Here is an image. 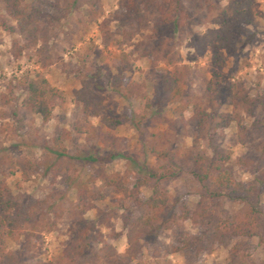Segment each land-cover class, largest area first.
<instances>
[{
  "label": "rangeland",
  "instance_id": "374dc122",
  "mask_svg": "<svg viewBox=\"0 0 264 264\" xmlns=\"http://www.w3.org/2000/svg\"><path fill=\"white\" fill-rule=\"evenodd\" d=\"M120 2L84 0L78 9H67L63 3L56 5L52 0L38 2L36 6L45 15L41 19L50 36L51 60L44 67L38 62L37 46L25 48L16 55L15 50L24 39L17 32L10 33L0 27V92L10 80L24 76L32 78L39 72L63 97L54 108L52 118L43 122L39 115L22 107L25 92L16 91L11 104L0 107V147L7 148L15 158L28 156L41 160L51 156L52 137L62 136L67 154L74 162L76 179L89 182L92 192L102 194L100 200L93 201L96 208L84 215L85 226L91 234L102 235L106 240L113 232L100 220L109 219L118 234L113 244L128 264L136 261L141 264H223L236 240L227 246H217L212 252H174L171 244L175 231L165 227L164 214L158 217L159 226L141 242L138 258L134 260L126 253L125 210L119 207L124 198L113 185L107 184L108 180L120 179L131 188L140 175L139 164L153 166L159 172L173 166L177 172L165 182L168 194L173 201L184 199L192 205L198 199L194 193L196 183L190 174L195 145L209 151L210 142L217 144L231 156L228 164L235 177L242 181H248L251 174L236 169L234 158L259 157L263 152L262 134L251 126L254 118L244 112H241V128L231 124L213 138L196 140V123L190 120L191 107L181 114L173 110L177 102L169 101L159 109L146 107V98H152L157 83L155 73L166 69L162 61L153 63L149 54L154 52L178 55L181 64L190 66L192 72L187 90L197 95L203 91L210 78L214 56L211 50L199 52L196 45L206 29L217 26V15L208 9L206 0H182L186 13L176 30L156 24L168 0H151V5L142 9V20L133 22L123 19L124 9ZM255 2L260 13L236 36L230 48L219 54L226 78L241 83L251 96L264 99V0ZM0 16H6L2 4ZM104 20L107 21L105 25ZM83 83L89 86L94 99L102 100L106 108L117 113L121 125L111 130L98 117H91L93 128L89 134L75 131V126L84 123L81 104L74 97V91ZM220 110L230 108L222 106ZM256 117H264V106L257 109ZM66 132L70 133L67 137ZM150 148L165 149L169 154L177 151L179 155L174 162L158 157ZM88 156L96 160H87ZM19 179V173L6 178L14 194L46 197L58 216L56 227L41 232L35 243L26 239L19 243L10 241L9 248L19 255L20 264H60L63 249L80 228V220L74 213L77 192L74 187L65 185L64 174L52 181L50 172L35 173L18 188L16 181ZM141 190L145 197L151 192L148 188ZM47 208L41 213L50 212L53 218L54 212ZM239 208L236 203L226 202L229 212ZM184 226L190 234L197 232L190 221H185ZM250 246L253 259L264 256L256 238L250 240Z\"/></svg>",
  "mask_w": 264,
  "mask_h": 264
},
{
  "label": "trees",
  "instance_id": "16d2710c",
  "mask_svg": "<svg viewBox=\"0 0 264 264\" xmlns=\"http://www.w3.org/2000/svg\"><path fill=\"white\" fill-rule=\"evenodd\" d=\"M40 1L0 0L6 12V16H0V27L10 33L17 32L24 39V43L16 48V55H20L25 48L37 46L38 62L44 67L51 60L50 36L41 19L45 15L36 6ZM52 1L56 5L63 3L67 9H78L84 3V0ZM222 1L206 0L208 9L217 15V26L206 29L196 45L199 52L211 50L214 56L210 78L203 91L197 95L187 90L192 72L190 66L181 64L178 55L154 52L149 54L153 63L162 61L166 69L155 73L157 83L153 87L152 98H146V107L156 106L159 109L169 101L177 102L173 110L178 114L191 107L190 120L196 123V140L213 138L231 124L241 128V112H244L254 118L251 126L262 134L263 153L259 157L234 158L236 169L251 174L248 181H242L235 177L234 170L228 164L231 156L217 144L210 142L209 151L195 145L192 148L190 174L196 183L194 193L198 199L192 205L184 199L173 201L168 194L165 182L177 172L173 166L159 172L153 166L139 164L141 172L131 188L126 187L120 179L108 180L107 184L113 185L124 198L119 207L125 210L123 224L127 227L126 253L134 260L138 258L141 242L159 226L158 217L164 214L165 227L175 231L172 251L192 250L197 254L212 252L217 246H227L236 240L223 264H264V256L257 260L251 257L253 248L250 246V240L256 238L264 250V117H256L257 109L264 106V99L251 96L241 83L227 79L221 70L223 59L219 54L230 48L236 36L253 22L260 10L255 0H225L221 4ZM120 5L124 9V20L141 21L142 9L151 5V0H121ZM162 10L163 14L158 17L156 24L170 30L178 29L186 13L182 0H168ZM103 24H107V21L104 20ZM104 39L107 40V36ZM19 90L25 92L21 100L22 107L39 115L43 122L52 118L54 108L63 100L59 90L37 72L32 78L24 76L10 80L5 90L0 92V107H8L15 98V92ZM74 97L81 104L84 121L82 125L75 126L77 133H90L93 128L91 117H98L111 130L121 125L122 120L117 113L106 108L102 100L94 99L86 83L74 91ZM222 106L230 110L221 111ZM139 124L142 127L143 123ZM69 135L65 133V137ZM150 150L158 157L170 158L174 162L179 155L177 151L169 154L165 149ZM50 154V157L45 156L41 160L28 156L15 158L7 152V148L0 147V264H20L19 255L9 248L10 241L19 243L26 239L35 243L41 232L56 227L58 214L48 203V198L14 194L6 182L8 176L19 173L20 179L16 181L19 188L22 182L39 172H50L52 181L64 174L65 185L74 187L77 192V208L74 213L80 220V228L63 249L60 264H128L113 244L118 234L114 232V225L109 219L100 220L101 224L113 232L106 240L102 235L94 236L85 226L84 215L96 208L93 201L100 200L102 194L92 192L89 182L76 179L74 162L67 154L62 136L57 134L52 137ZM86 159L96 160L92 156ZM142 188L150 189V194L142 196ZM226 202L236 203L240 208L229 212ZM44 207L54 212L53 218L50 212L41 213ZM185 221H190L197 232L188 233ZM134 264L141 263L136 261Z\"/></svg>",
  "mask_w": 264,
  "mask_h": 264
}]
</instances>
